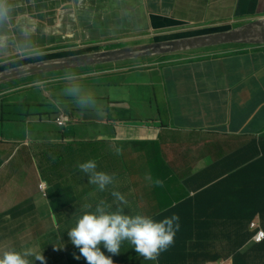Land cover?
Masks as SVG:
<instances>
[{
  "label": "crops",
  "instance_id": "1",
  "mask_svg": "<svg viewBox=\"0 0 264 264\" xmlns=\"http://www.w3.org/2000/svg\"><path fill=\"white\" fill-rule=\"evenodd\" d=\"M5 6L0 71L13 61L23 67L97 49L207 38L255 27L264 15V0H5ZM256 44L219 43L0 85V252L31 248L45 264H86L74 258L79 249L67 231L84 204L94 211L103 200L115 210L111 193L119 191L124 214L157 222L175 214L180 228L156 261L125 241L114 264H234L237 251L257 258L244 229L247 189L229 181L234 192L220 203L222 218L215 199H193L202 180L186 184L264 133V41ZM128 61L133 65L121 63ZM89 84L96 92L85 90ZM60 114L64 125L56 122ZM89 160L113 177L104 191L78 168Z\"/></svg>",
  "mask_w": 264,
  "mask_h": 264
},
{
  "label": "clouds",
  "instance_id": "2",
  "mask_svg": "<svg viewBox=\"0 0 264 264\" xmlns=\"http://www.w3.org/2000/svg\"><path fill=\"white\" fill-rule=\"evenodd\" d=\"M260 16L256 19L264 17V15ZM8 17L9 12L5 6V0H0V23H3ZM15 62L19 61H13V63ZM18 67L13 66L4 69L0 71V74ZM23 77L15 78V80ZM61 115L64 114H60L58 117ZM58 117H56V122ZM116 151L117 154H120L121 149ZM78 168L88 174L89 183L97 185L100 191H104L108 185L113 183L112 176L102 171H96L97 164L94 160L81 163ZM147 178L151 179L150 176ZM155 183L158 186L163 184L159 180ZM39 187L43 191L46 187L45 182H41ZM111 195L115 198L114 202L117 204L115 210H111L112 205L103 200L96 205L94 211H89L92 208L91 204H84L81 213L76 216L74 225L67 231L70 242L79 249L80 255L74 256V258L80 259L83 257L86 264H114L112 256L118 255L122 244L127 241L139 256L145 260L156 261L162 252L167 251L174 244L176 233L180 228L179 216L173 214L171 217H166L157 222L140 214H124V208L121 205L127 203L125 196L119 191H113ZM250 227L251 230H254V234L249 241L256 245L264 241V236L259 242L254 240V237L260 231L264 234L260 220L259 222L252 221ZM102 248L111 256L105 255ZM30 256H34L35 261H39L40 264H45L43 254L37 253L31 248L23 251H16L11 248L3 250L0 252V264H32L28 259Z\"/></svg>",
  "mask_w": 264,
  "mask_h": 264
},
{
  "label": "trees",
  "instance_id": "3",
  "mask_svg": "<svg viewBox=\"0 0 264 264\" xmlns=\"http://www.w3.org/2000/svg\"><path fill=\"white\" fill-rule=\"evenodd\" d=\"M236 160L234 163L228 161ZM232 179L238 180L239 188L243 189L247 194H243V220L246 221L244 229L247 233L248 239L250 240L254 234V230L250 229V224L253 219L258 216L260 225L264 229V133L258 138H253L248 141L243 147L232 151L229 155L217 161L208 168L192 175L186 180V184L191 188L194 181L202 180L200 188H203L197 193L193 199L202 198H213L221 209L219 217H224L225 205L220 206V203L231 199V195L234 192L230 190L228 183ZM211 184V185H210ZM195 223L189 228V234L183 239L184 244L187 248L190 241L192 240V233L196 231ZM256 251L259 256H251L249 252L242 253L241 251L235 252L234 264H253L262 263L264 264V241L253 246L249 251Z\"/></svg>",
  "mask_w": 264,
  "mask_h": 264
},
{
  "label": "water",
  "instance_id": "4",
  "mask_svg": "<svg viewBox=\"0 0 264 264\" xmlns=\"http://www.w3.org/2000/svg\"><path fill=\"white\" fill-rule=\"evenodd\" d=\"M262 18L263 17L254 20L255 27L248 25L230 33L210 35L207 38H190L177 41H166L119 50H96L83 54L40 61L34 64L2 72L0 74V83L27 76L32 73L57 71L82 65H99L133 57H150L152 55L158 54L164 55L180 50L209 47L219 43H258L260 42V39L264 41V20ZM245 38H248L249 40L246 41Z\"/></svg>",
  "mask_w": 264,
  "mask_h": 264
},
{
  "label": "rangeland",
  "instance_id": "5",
  "mask_svg": "<svg viewBox=\"0 0 264 264\" xmlns=\"http://www.w3.org/2000/svg\"><path fill=\"white\" fill-rule=\"evenodd\" d=\"M261 16H263V15H261ZM260 16V17H261ZM121 47H125V46H121ZM179 59H185V58H179ZM19 62H15V63H12V65H11V67H13L15 64H18ZM121 63H130L131 65H133L132 64V62L131 61H128V62H121ZM118 65H120V63L118 64ZM99 67H100V65H98ZM130 67V66H129ZM129 67H127V66H125V68L127 69V71H129V72H134L135 70H137V69H128ZM88 68H90V65L89 66H83V67H80V68H73V69H67V70H63V71H58V72H56L55 71V73L52 71V72H49V73H43V74H41V75H37V76H29V77H27V78H25V77H23V78H20V79H16V80H21V79H33V78H38V79H42V78H44V77H46V76H56L57 74H60V73H62V74H64V73H66V74H71V72H79V71H83V70H87ZM50 74V75H49ZM16 80H12V81H8V82H5V83H9V82H13V81H16ZM5 83H1L0 85H2V84H5ZM93 85H88L87 86V89H85V90H87V92H92V91H94V92H96V90L92 87ZM103 92V90L102 89H100L99 90V93L101 94ZM101 103V102H100ZM112 259H113V261H114V257L112 256ZM116 264V263H115Z\"/></svg>",
  "mask_w": 264,
  "mask_h": 264
},
{
  "label": "bare ground",
  "instance_id": "6",
  "mask_svg": "<svg viewBox=\"0 0 264 264\" xmlns=\"http://www.w3.org/2000/svg\"><path fill=\"white\" fill-rule=\"evenodd\" d=\"M263 33H264V31H263ZM190 38H203V37H200L199 35L198 36H191ZM177 40H183V39H177ZM176 40V41H177ZM248 43H250V42H248ZM138 46H140V45H138ZM130 47H136V46H125V47H118V48H112V49H110V50H119V49H124V48H130ZM139 58H145V57H133V58H129V59H124V60H130V59H139ZM124 60H121V61H124ZM100 65V64H99ZM83 66H88V65H82V66H78V68H80V67H83ZM140 68H145V67H141L140 66ZM42 73H32V74H30L31 76H37V75H41ZM33 79H38V78H33ZM64 120H68L66 117H64Z\"/></svg>",
  "mask_w": 264,
  "mask_h": 264
},
{
  "label": "built area",
  "instance_id": "7",
  "mask_svg": "<svg viewBox=\"0 0 264 264\" xmlns=\"http://www.w3.org/2000/svg\"><path fill=\"white\" fill-rule=\"evenodd\" d=\"M64 117H66V116L61 115L60 117L57 118V122H58V124H64V123H65ZM263 236H264L263 232L260 231V232L254 237V240L257 241V242H259V241H261V239L263 238Z\"/></svg>",
  "mask_w": 264,
  "mask_h": 264
},
{
  "label": "flooded vegetation",
  "instance_id": "8",
  "mask_svg": "<svg viewBox=\"0 0 264 264\" xmlns=\"http://www.w3.org/2000/svg\"><path fill=\"white\" fill-rule=\"evenodd\" d=\"M249 44H251V45H257L256 43H249ZM100 50H104V49H100ZM106 50V49H105ZM104 50V51H105ZM108 50H110V49H108ZM97 51H99L98 49H97Z\"/></svg>",
  "mask_w": 264,
  "mask_h": 264
}]
</instances>
